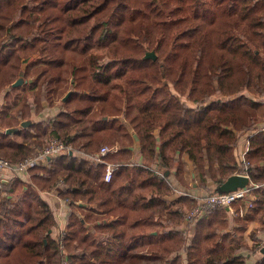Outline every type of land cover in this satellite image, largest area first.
Masks as SVG:
<instances>
[{"label": "trees", "instance_id": "obj_1", "mask_svg": "<svg viewBox=\"0 0 264 264\" xmlns=\"http://www.w3.org/2000/svg\"><path fill=\"white\" fill-rule=\"evenodd\" d=\"M196 18L207 23L183 24ZM214 25L224 32L217 43ZM151 48L155 58L141 56ZM217 50L231 51L223 65H213ZM33 54L41 58L22 66ZM1 91L0 157L33 162L30 181L9 171L0 183V264L60 263L53 212L39 193L50 187L68 201L63 250L72 264H264V0H0ZM52 106L60 109L46 121L20 125ZM51 137L71 152L41 156ZM133 141L142 162L132 159ZM100 144L118 145L102 157L121 162L109 181L93 158ZM184 154L188 174L198 186L217 185L212 192L235 172L247 175L250 200L178 228L196 203L185 193L167 197L175 182L192 188ZM162 165L166 177L154 172ZM100 189L96 208L79 204ZM82 218L98 219L104 237Z\"/></svg>", "mask_w": 264, "mask_h": 264}, {"label": "crops", "instance_id": "obj_2", "mask_svg": "<svg viewBox=\"0 0 264 264\" xmlns=\"http://www.w3.org/2000/svg\"><path fill=\"white\" fill-rule=\"evenodd\" d=\"M33 58H41V56L39 54H33L32 56L28 57L27 59H25L22 62V66H24L26 63L34 60ZM19 79H21V78H19ZM3 95H4V91H1L0 92V105L3 102ZM59 109H60L59 106H52L50 108H46L45 110H43L40 113L32 116L31 118H27V120H29V124L46 121V119L51 117L53 114L57 113L59 111ZM24 120H26V119H24ZM22 121L23 120H21V122ZM7 128H10L11 131L17 129V127H7ZM153 132H154V134L156 136V142L158 143L159 142L158 129H154ZM117 148H118V146H117ZM131 149H132V159H134V161H136V162H142L143 158H142V156L139 153L138 143L133 141V143L131 144ZM245 149H246V137H245V135H241L239 140H238L237 151L240 154V150H241V153H242ZM57 154H60V153L58 152ZM184 162L187 163V165H188V163L191 162V161L188 160L185 157V161ZM45 163L46 162L44 161L43 164H45ZM183 166H184V164H183ZM186 167L187 166L185 165L184 169ZM164 168H166V167H164ZM188 168L190 169L191 166H188ZM185 170L187 171V168ZM170 172H171V170H167V173H170ZM235 173H237V172H235ZM16 174H19L20 175L19 177H21L23 180L30 181V177H29L28 172H25V171L21 170V171L17 172ZM184 175H186L189 178L188 181H187L189 186H190V184L192 186V188H187L186 189V192H185L186 194L192 195L193 198L194 197L197 198L198 196H200L202 194H205L204 191H202L204 186L203 187L198 186L196 181H194L195 178H194L193 175L189 176L188 172H187V174L185 173ZM12 177L13 176L11 175L9 170H1L0 171V180L3 183L8 182L9 179H11ZM174 185L176 187H172L173 188L172 189V194H175L174 191H173L174 189L180 190L179 187H181L176 182L174 183ZM211 187H212V182L209 181L208 184L206 185V188L210 189ZM39 193L42 196V198L45 201H47V203L50 205V208H51V210L53 212V216H54V219H55V226L51 229V235L55 236V235H57V230H58V227L61 225V223H62V225H65V223H66V216H67L68 211H69L68 201H66L62 197L58 196V194L56 192V189H54V187H50L48 189L39 190ZM102 194H103V191L101 189L100 190L91 191V192H89V193H87L85 195V198L83 200L84 202H79V204H84L86 206H92V207L96 208V204L101 199ZM178 195L179 194H176V196H178ZM8 198H9V200L13 201V200L16 199V194L9 195ZM4 205H6V199L5 198L0 200V206H4ZM230 217L231 216L229 215V221H231ZM83 219L84 218H82V221L85 220V219L84 220ZM85 221H86V224L89 227V231L88 232H90L91 234H94V235L97 234L98 237H100V238L104 237V234L95 232L96 230L94 228V223L96 224L98 222V219L95 222H93L92 218H88V221L87 220H85ZM187 223H188V220L186 218H184L182 220V222L177 227L181 228V229H186L187 228ZM226 230H228L229 233L234 234L236 236V232L232 229V225L230 223H229V226H228V228ZM248 231H249L248 229L245 230L244 234H246V232H248ZM83 246H85V251H88L91 248V245H89L87 243H83ZM249 257L251 259H254L252 255H250ZM78 258H79V256H78Z\"/></svg>", "mask_w": 264, "mask_h": 264}, {"label": "built area", "instance_id": "obj_3", "mask_svg": "<svg viewBox=\"0 0 264 264\" xmlns=\"http://www.w3.org/2000/svg\"><path fill=\"white\" fill-rule=\"evenodd\" d=\"M117 146H118L117 144H114V145L100 144L98 146L96 153H95V156L93 157L96 161L104 162V164H105V171H104V174L102 176V179L104 181L110 180L113 171L118 167V165L121 162H105L102 157L107 152H110V151L117 149ZM71 148L72 147L70 144H64L63 142H61L57 138L52 137L43 146V148L40 151V155L41 156H47V155H50L53 153L55 154V153L63 152V151L66 152V151H70ZM32 162H33V159L31 157H26L23 160L15 163V164H12V163L8 162L7 160L0 157V170L8 168V169H10V171H12L14 173H17L21 170L26 172L27 166L29 164H31ZM241 163L245 164V165L248 164V162L243 158H241ZM154 172L160 177H166L158 167H154ZM60 183H62V179L57 182V184H60ZM249 185L250 184L247 183V184H245L241 187H237L233 190H229V191L218 190V191H214L211 193L208 192L204 195L202 194V195L198 196L196 198V203L189 210H184L185 218L188 221L192 220L198 214H201V213L206 212L208 210L214 209L218 206L228 207V206L232 205L237 200L245 199L246 201H249L250 196H251L250 191H249ZM173 191L175 194H179V195H182L185 193L182 190L174 189ZM63 199L67 201L66 198H63ZM247 205L250 206L249 203H247ZM229 209H230L229 212H231V207H229ZM64 234H65V226L62 225V223H61V225L58 227V230H57V237H58V240L60 243L59 246L63 252L62 258L60 260V264H72L71 260L69 258H67L66 253L63 250L64 249V245H63ZM258 247H259V249L264 250V239H262L260 241Z\"/></svg>", "mask_w": 264, "mask_h": 264}, {"label": "rangeland", "instance_id": "obj_4", "mask_svg": "<svg viewBox=\"0 0 264 264\" xmlns=\"http://www.w3.org/2000/svg\"><path fill=\"white\" fill-rule=\"evenodd\" d=\"M43 10H44V13L42 14V16H44V15H47V14H49V12H50V4L49 3H45L44 4V6H43ZM204 18H207V16H205ZM206 21V19H201V18H196V19H188L187 21H185V22H183V24H186V25H188V26H190V27H197V26H202L203 24H206L207 22H205ZM212 30H213V32H212V35H213V37H214V42H218V41H220V40H222V36L224 35V32H223V30L220 28V27H218V26H216V25H214L213 27H212ZM234 41V40H233ZM227 43H229V44H232L233 46H235L234 45V43L229 39V41H227ZM151 50H153V51H155L153 48H151ZM147 51V50H146ZM145 51V49H143V50H141V56H143L144 55V53L146 52ZM149 52V51H148ZM220 51L219 50H217V52H215L214 54V57H213V65H215V63H216V61H218V62H220V64L221 65H223V63H222V61L225 59H229V55H230V53H231V51L230 52H228L227 50L226 51H224L223 53V55L225 56V57H221L220 56V53H219ZM222 58V59H221ZM221 59V60H220ZM205 78V77H204ZM203 82V77H202V81H201V83ZM146 96V95H145ZM187 114H189L188 115V121L190 120L191 121V119L192 118H194V117H196V112H195V110H193L192 112H187ZM52 138V137H51ZM50 139V138H49ZM48 139V140H49ZM48 140H47V142H48ZM160 141V140H159ZM46 142V143H47ZM106 145V144H105ZM185 157L188 159V160H190L189 158H188V156L186 155V154H184V155H182V157L180 156V157H178V160L180 161V160H183V164H184V166L186 165L187 167V171L185 170V173L187 174V172H188V166H192L193 165V163H192V161L191 162H189L188 163V165H187V163H185L184 161H185ZM163 166V165H162ZM185 168V169H186ZM166 169L167 170H170L169 168H167L166 167ZM191 169V168H190ZM2 170H9L10 171V169H8V168H5V169H2ZM1 171V170H0ZM168 174L169 173H167L165 176H168ZM194 176V174H193V172L192 171H189V176ZM59 180H61V178H59L57 181H56V183L59 181ZM195 181V180H194ZM0 182H2L1 180H0ZM197 183V182H196ZM208 184V183H207ZM215 186H217V185H215V184H213L212 183V187L210 188V189H207L206 187H204L203 188V190L202 191H204V193H207V192H212L213 190H214V188H215ZM202 187V186H201ZM206 188V189H205ZM180 190H183L182 188H180ZM173 195L174 196H176V194H170L169 196H167V197H169V198H173ZM229 207H231V205L230 206H228V207H226L227 209H228V211H230V209H229ZM231 212H232V207H231ZM185 218V217H184ZM256 219V217L255 218H253V219H250L249 221L253 224V228L255 227V226H257V224H258V222L255 220ZM229 220V219H228ZM250 222H249V225H250ZM174 227H175V225H174ZM251 226H249V231L250 230H252L253 229ZM67 248V247H66ZM253 258H254V256H253ZM60 264V263H59Z\"/></svg>", "mask_w": 264, "mask_h": 264}, {"label": "water", "instance_id": "obj_5", "mask_svg": "<svg viewBox=\"0 0 264 264\" xmlns=\"http://www.w3.org/2000/svg\"><path fill=\"white\" fill-rule=\"evenodd\" d=\"M154 51L151 50L150 52L146 51L143 55L144 58L146 57H151V58H155V54L153 53ZM20 82V79L16 80L15 82H13V85H16ZM65 97V96H64ZM21 125H27L29 124V120H23L21 123ZM6 132H10V128H7L5 130ZM71 152V151H69ZM160 170L163 172L164 175L167 174V169L164 167H161ZM249 182L248 176L245 174H241V173H233L231 175H229L220 185V189L222 191H229V190H233L237 187H241L245 184H247ZM264 251V250H263Z\"/></svg>", "mask_w": 264, "mask_h": 264}]
</instances>
